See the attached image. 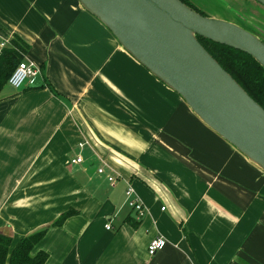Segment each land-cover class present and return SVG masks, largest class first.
<instances>
[{
  "label": "crops",
  "instance_id": "0c3cea01",
  "mask_svg": "<svg viewBox=\"0 0 264 264\" xmlns=\"http://www.w3.org/2000/svg\"><path fill=\"white\" fill-rule=\"evenodd\" d=\"M15 36L41 74L0 94V232L11 249L73 209L34 249L46 264H264V172L77 0H0V50ZM128 187L145 207L136 228ZM157 237L166 244L149 257Z\"/></svg>",
  "mask_w": 264,
  "mask_h": 264
},
{
  "label": "water",
  "instance_id": "95a60500",
  "mask_svg": "<svg viewBox=\"0 0 264 264\" xmlns=\"http://www.w3.org/2000/svg\"><path fill=\"white\" fill-rule=\"evenodd\" d=\"M264 7V0H252ZM120 47L176 93L213 133L264 172V110L197 37L249 55L264 69V41L180 0H77Z\"/></svg>",
  "mask_w": 264,
  "mask_h": 264
},
{
  "label": "trees",
  "instance_id": "16d2710c",
  "mask_svg": "<svg viewBox=\"0 0 264 264\" xmlns=\"http://www.w3.org/2000/svg\"><path fill=\"white\" fill-rule=\"evenodd\" d=\"M180 1L205 16L188 0ZM250 32L256 35L255 32ZM197 40L221 68L264 110V69L245 53L199 37ZM28 51L29 46L16 36L12 37L8 44L0 50V94L7 86L11 74L24 61ZM48 88L53 91L50 87ZM77 214L78 212L73 209L66 211L48 227L19 240L12 249V238L0 232V264H46L48 254L43 251L33 254L35 247L42 241L50 228L61 227L67 219ZM125 222L132 228H136L140 221L128 216Z\"/></svg>",
  "mask_w": 264,
  "mask_h": 264
},
{
  "label": "rangeland",
  "instance_id": "374dc122",
  "mask_svg": "<svg viewBox=\"0 0 264 264\" xmlns=\"http://www.w3.org/2000/svg\"><path fill=\"white\" fill-rule=\"evenodd\" d=\"M193 7L209 18L233 23L247 31L255 30L264 41V7L252 0H188ZM256 3V4H255ZM9 89L8 86H6ZM12 89V88H11ZM86 153V152H84ZM89 160L88 154L84 155ZM94 171L96 164L93 165ZM120 182V181H119ZM123 201H121V204Z\"/></svg>",
  "mask_w": 264,
  "mask_h": 264
},
{
  "label": "built area",
  "instance_id": "2783aa9c",
  "mask_svg": "<svg viewBox=\"0 0 264 264\" xmlns=\"http://www.w3.org/2000/svg\"><path fill=\"white\" fill-rule=\"evenodd\" d=\"M8 44V41L1 45V49ZM41 70L34 62L24 59L11 76L8 79L7 85L15 91L21 90L25 86H33L36 84L37 79L40 77ZM83 144H79V148H82ZM83 160L80 156H76L71 160L72 165H80ZM97 174L104 175V166L97 169ZM108 183L113 185L116 179L110 175H106ZM125 206L134 214V218L137 221H141L145 216V207L135 195L133 189L128 187L125 191ZM164 210V208H162ZM105 228L110 230V225H106ZM165 240L162 237L154 238L147 246V254L149 257L154 256L157 252L161 251L165 246Z\"/></svg>",
  "mask_w": 264,
  "mask_h": 264
},
{
  "label": "flooded vegetation",
  "instance_id": "af4514ba",
  "mask_svg": "<svg viewBox=\"0 0 264 264\" xmlns=\"http://www.w3.org/2000/svg\"><path fill=\"white\" fill-rule=\"evenodd\" d=\"M261 8H263V7H261ZM263 9H264V8H263ZM252 31L255 32V34L257 35V37L260 38V39L262 40L263 36H261V34H258L257 31H255V30H253V29H252Z\"/></svg>",
  "mask_w": 264,
  "mask_h": 264
}]
</instances>
